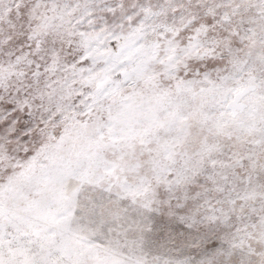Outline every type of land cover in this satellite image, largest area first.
I'll list each match as a JSON object with an SVG mask.
<instances>
[{
  "label": "snow or ice",
  "instance_id": "obj_1",
  "mask_svg": "<svg viewBox=\"0 0 264 264\" xmlns=\"http://www.w3.org/2000/svg\"><path fill=\"white\" fill-rule=\"evenodd\" d=\"M0 264H264V0H0Z\"/></svg>",
  "mask_w": 264,
  "mask_h": 264
}]
</instances>
